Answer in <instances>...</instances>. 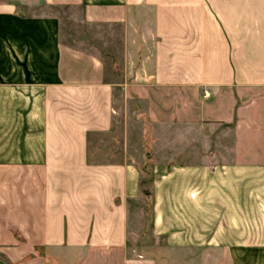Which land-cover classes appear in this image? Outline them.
Wrapping results in <instances>:
<instances>
[{
	"label": "crops",
	"instance_id": "1",
	"mask_svg": "<svg viewBox=\"0 0 264 264\" xmlns=\"http://www.w3.org/2000/svg\"><path fill=\"white\" fill-rule=\"evenodd\" d=\"M154 253L264 264V0H0V264Z\"/></svg>",
	"mask_w": 264,
	"mask_h": 264
},
{
	"label": "rangeland",
	"instance_id": "2",
	"mask_svg": "<svg viewBox=\"0 0 264 264\" xmlns=\"http://www.w3.org/2000/svg\"><path fill=\"white\" fill-rule=\"evenodd\" d=\"M156 94L162 96L163 98H167L170 93L169 92H156ZM143 182H144V175H143ZM144 209V208H143ZM149 210V208H147ZM147 210V211H148ZM150 212V211H149ZM148 212V213H149ZM158 261V264H205L204 260L206 257L204 254H195V253H168V254H162V253H154L152 254ZM213 261L218 259L219 254L213 253L210 254ZM209 259V256L206 257Z\"/></svg>",
	"mask_w": 264,
	"mask_h": 264
},
{
	"label": "built area",
	"instance_id": "3",
	"mask_svg": "<svg viewBox=\"0 0 264 264\" xmlns=\"http://www.w3.org/2000/svg\"><path fill=\"white\" fill-rule=\"evenodd\" d=\"M204 97H208V94L204 93Z\"/></svg>",
	"mask_w": 264,
	"mask_h": 264
}]
</instances>
